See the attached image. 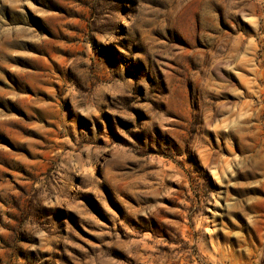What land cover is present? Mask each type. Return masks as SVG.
Returning <instances> with one entry per match:
<instances>
[{
    "label": "rangeland",
    "instance_id": "1",
    "mask_svg": "<svg viewBox=\"0 0 264 264\" xmlns=\"http://www.w3.org/2000/svg\"><path fill=\"white\" fill-rule=\"evenodd\" d=\"M0 264H264V0H0Z\"/></svg>",
    "mask_w": 264,
    "mask_h": 264
}]
</instances>
